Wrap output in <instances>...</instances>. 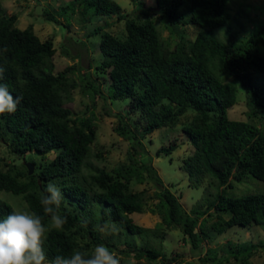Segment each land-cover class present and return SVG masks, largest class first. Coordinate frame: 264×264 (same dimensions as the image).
Wrapping results in <instances>:
<instances>
[{
  "label": "trees",
  "instance_id": "trees-1",
  "mask_svg": "<svg viewBox=\"0 0 264 264\" xmlns=\"http://www.w3.org/2000/svg\"><path fill=\"white\" fill-rule=\"evenodd\" d=\"M133 1L136 8L131 15H121L114 0H69L58 10L45 9L42 13L45 21L63 28L69 27L70 17L77 15L83 24L93 18L118 17L124 21L122 35L101 34L103 60L96 70L107 71V95L88 71L80 73L81 65L54 73L53 40H40L32 25L17 28L19 15L6 14L0 4V83L7 84L11 94L20 98L14 114L0 116V143L13 158L29 156L34 167L29 174L26 164L17 166L0 159V193L21 198L27 209L47 224L49 217L39 203L40 194L49 182L61 189L59 211L67 222L62 231L51 230L48 234V261L60 254L68 256L76 248L104 244V238L105 242L120 238L124 249H118V254L133 256L136 264L143 259L148 264L158 259L171 264L175 259H167L161 248L152 246L151 239L158 241L164 232L177 230L198 254L204 238L209 237V218H215L210 225L215 235L233 227H257L264 233V193L237 196L232 192L234 185L248 178L264 182V87L254 79L264 74V55L255 53L257 47L264 48V19L255 23L244 15L252 24L246 34V22L236 20L242 11L234 16L236 24H230L233 16L227 0H155L154 13L144 9L142 1ZM160 23L170 35H179L172 47L162 37ZM187 25L197 29L193 40L181 33ZM103 26L108 28L109 24L93 28L92 35L103 31ZM64 51L69 55L68 49ZM229 79L234 83H227ZM76 89L91 101L92 107L97 98L128 100L129 110L126 116L117 117L114 129L123 140L132 142L126 163L110 171L89 163L92 157L98 164L104 162L108 149L92 151L97 132L94 113L86 111L80 116L67 107ZM240 89L248 121L228 117ZM188 111H192L191 120L181 129L193 153L183 160L181 170L189 187L197 189L205 181L206 187L213 190L189 212L170 187L164 186L151 166L152 159L146 157L143 143L159 129L175 128ZM136 113L144 123L135 130L128 119ZM174 149L161 147L156 157L170 156ZM83 169L88 173L84 175ZM143 184H151L152 197L144 190H134L135 185ZM12 209L0 199V219ZM145 212L160 219L152 229L136 225L130 217ZM104 223H114L119 230L104 236L96 230L97 224ZM135 239L145 242L137 244ZM106 244L116 249L111 241ZM208 252L202 264L216 262V251ZM260 252L264 254V243H245L236 251L229 249L228 254L234 263L248 264ZM225 261L231 263L229 258Z\"/></svg>",
  "mask_w": 264,
  "mask_h": 264
},
{
  "label": "rangeland",
  "instance_id": "rangeland-1",
  "mask_svg": "<svg viewBox=\"0 0 264 264\" xmlns=\"http://www.w3.org/2000/svg\"><path fill=\"white\" fill-rule=\"evenodd\" d=\"M68 1L69 0H0V4L6 14L19 15L18 21L16 22L17 28L23 30L28 25H32L34 33L40 40H53L54 48L56 49V53L53 57L54 73H60L72 65H81L83 70H81L80 73L83 74L85 71H88L91 78L100 84L102 93L107 95V87L110 83L107 71L100 73L96 70L103 60L99 51L101 34L103 32H110L114 36L122 35L125 32L124 21L117 20L118 17H112L110 19L93 18L88 23L83 24L80 22L79 16L77 15L71 16L69 19L70 26L64 28L45 21L42 16L45 9L58 10ZM114 1L121 8V15H131L136 8V2L133 0ZM140 1L143 2L144 9H152L150 11L151 13L157 11L155 0ZM227 8L233 16L230 22L232 26L236 24V20L246 22L243 18L244 15L255 23L264 19V0H227ZM239 11H242L241 17L238 15L236 20H234V16ZM153 16L159 19L158 15ZM60 21L62 24L66 25V20L63 17H60ZM106 23L109 24L108 28L103 26V31L97 35H92L93 28L99 25H105ZM164 25L165 24L161 23L159 25L162 31V37L167 40L169 46L172 47L179 41V35H170L163 27ZM235 30H237V27ZM251 30L252 24L246 22L244 33L247 34ZM181 33L186 39L193 40L197 33V29L191 25H187L182 27ZM218 36L222 38L221 34H218ZM64 48L66 50L68 49L69 55L65 54ZM255 53L264 55V48L257 47ZM254 79L264 87V74L256 75ZM226 82L234 83L231 79ZM235 85L239 88L237 83H235ZM73 97V102L67 105L72 112L81 116L87 111L88 114L93 112L96 116L97 132L92 151L95 153L96 150L108 149V153L104 154V162L98 164L92 157L89 163L94 166L105 167L108 171L122 163H126L128 161L127 154L132 142L123 140L116 134L114 129L118 122L117 117L126 116L129 110L128 100L111 102L109 100L97 98L96 106L92 107L91 101L83 96L79 89L73 92ZM247 111L244 92L240 89L237 104L228 111V117L234 120L248 121ZM191 112L192 111H188L186 116L181 119V123L175 128L159 129L143 140L145 149L148 152V156L146 157L152 159V168L157 172L164 186L170 187L176 197L179 198L181 205L187 212L193 209L198 203H202L201 197L203 195L208 196L213 194V190L206 187L207 183H205V181L204 184L197 189L189 187L187 176L185 172L181 170L183 160L193 153V148L181 129V125L191 120ZM128 122L135 130L137 129L135 126H141L144 123L143 120H139L138 113L131 114ZM138 128L140 130V127ZM169 146L175 147L170 156L156 157V152L159 148ZM47 158L52 159L53 156H48ZM0 159H4L6 163L13 162V165L15 164L17 166L21 164H31L28 160L30 159L29 156H25L23 159L13 158L8 152V148L2 143H0ZM2 165L3 164H1V168H3ZM82 173L85 175L88 171L83 169ZM133 188L135 191L144 190L146 196H153L154 189L151 187V184L135 185ZM232 192L237 196L264 193V182L248 178L242 183L234 185ZM209 198H211V196H209ZM0 199L9 203L13 208L23 209L26 207L23 200L19 197L0 193ZM150 203L153 204L155 202L151 200ZM130 217L136 225L150 229L154 228L155 225L160 222L157 215H152L149 212L143 214L135 213ZM214 220L215 218L207 219L206 230L209 233V237L204 238L201 249L197 251L198 254L192 251V246L189 241L182 240L183 236L177 230L166 231L160 240L155 241L151 239L150 243L155 248H161L167 259H175L171 264H202L201 259L206 258L210 250L216 251L215 263L222 261L223 264H237L234 263L229 256V249L236 251L240 245L245 243L259 245L264 243V233L257 227H250L248 229L233 227L221 235H215L210 228ZM108 233L109 232L104 233V236H107ZM120 240L123 241L120 238H112V240L106 239V242L111 241V243L115 244L116 249L112 250L117 254L118 249H124ZM103 241L104 245L107 246L105 238ZM142 241L145 242L144 240L135 239L137 244L142 243ZM119 257L121 259V264L137 263L133 256L119 255ZM227 258H229L231 263L225 261ZM140 263L148 264L144 259L141 260ZM215 263L213 262V264ZM154 264H164V262L158 259ZM248 264H264V254L260 252L252 256Z\"/></svg>",
  "mask_w": 264,
  "mask_h": 264
},
{
  "label": "clouds",
  "instance_id": "clouds-1",
  "mask_svg": "<svg viewBox=\"0 0 264 264\" xmlns=\"http://www.w3.org/2000/svg\"><path fill=\"white\" fill-rule=\"evenodd\" d=\"M100 51V50H99ZM3 69L0 68V79ZM20 102L14 97L7 84L0 83V116L14 114ZM62 201L61 189L55 182H49L42 190L39 203L44 215L49 217L46 224L43 217L28 210L27 207L13 208L0 219V264H121L119 255L104 244L91 249H73L70 255H57L48 261L45 252V241L51 230H63L67 218L60 214ZM96 230L101 233H115L116 224H97Z\"/></svg>",
  "mask_w": 264,
  "mask_h": 264
},
{
  "label": "water",
  "instance_id": "water-1",
  "mask_svg": "<svg viewBox=\"0 0 264 264\" xmlns=\"http://www.w3.org/2000/svg\"><path fill=\"white\" fill-rule=\"evenodd\" d=\"M26 167L29 170V174H32V172H33V166L31 164H26Z\"/></svg>",
  "mask_w": 264,
  "mask_h": 264
}]
</instances>
